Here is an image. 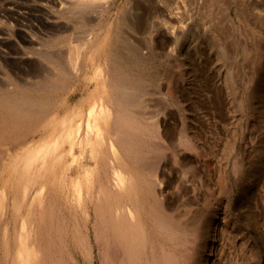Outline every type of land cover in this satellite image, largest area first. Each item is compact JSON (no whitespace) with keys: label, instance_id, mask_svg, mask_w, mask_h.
Segmentation results:
<instances>
[{"label":"rangeland","instance_id":"obj_1","mask_svg":"<svg viewBox=\"0 0 264 264\" xmlns=\"http://www.w3.org/2000/svg\"><path fill=\"white\" fill-rule=\"evenodd\" d=\"M109 49L130 68L129 142L150 169L165 154L181 161H166L162 192L139 184L144 217L128 249L99 234L107 155L96 164L65 136L108 96ZM0 98L11 115L0 124V264H264V0H0Z\"/></svg>","mask_w":264,"mask_h":264},{"label":"bare ground","instance_id":"obj_2","mask_svg":"<svg viewBox=\"0 0 264 264\" xmlns=\"http://www.w3.org/2000/svg\"><path fill=\"white\" fill-rule=\"evenodd\" d=\"M167 25H169V24H167ZM82 47H83V45H82ZM109 52H110V55H108V56H111V58L109 59V57H108V59L111 62L110 63L111 68L106 73L105 77L103 76L105 79V81H104L105 84H108V88H107L108 96L106 97V95H105L104 97H101L100 104H98L97 101H93L90 103V105L88 106V110H87V119L85 122V128L84 129H80L79 123H78V125L76 126V129H74L73 135H70V133H72V128L69 127L67 129V132L65 133V136L66 137L71 136L67 141L69 142L71 147L77 145L80 149L79 151L81 154L86 150V146L89 144L90 145L89 154L91 153L92 157L95 159L96 164L100 163V161H101L100 157L101 156H105V154L107 155V159L109 160L110 166H111V168H110L111 174H110V177H108L106 179V183H104L106 185L99 184L97 186L96 194H95V198H94L96 200L95 204L97 203V206H98V210L95 211L97 217H99L98 220H99V222H104L103 225L101 226V230L99 231V234L102 235L103 237L104 236L108 237L107 236L108 234H112V235L118 234V233L121 234L123 238L120 241L122 244H124V246H125L124 249H128V242L131 240L134 241L136 238H138V235L136 234V231H137L136 229H139V227L141 226V222H143V217H144V214L142 211L143 200H140V198L143 197L141 195L142 192H141V194L139 193L141 195L139 197L137 195L138 192L135 195H133L136 192V190L139 189V184L147 183L146 181H148V183L152 184L153 186L159 187L158 188L159 191L162 192L161 189H163L162 187L165 185V179H167V178L164 179V177L166 176V175H164L165 174L164 168L166 166V161L170 162V166H169L170 170L176 169V165L178 163H181V161L176 160V159L172 160L170 155L165 154L162 158L158 159L156 162V165H154V167L151 166V169H150L146 166V163L148 164L149 162H147L146 159L141 157L142 156L140 154L141 152L138 150L137 146L135 145L136 143L134 144V147H133V143L131 144L129 142V138L127 137L128 132L126 131L125 127L129 123L128 119L130 118V115L135 113V112L133 113V111L136 110L133 108L134 107L133 104L137 101H136V99H134V97L132 98L131 96H127L125 94V92H123V90L126 88H125V84L123 83L122 79H124V81H125V79H126L125 76L131 75L129 72L130 68L128 71L127 66H129V65L126 66V62L124 64H122V66L119 67V63L121 64V61H120L121 58L119 59V55H116V52H114L113 49H111ZM59 56L58 57L55 56L54 58H52L51 56H48V57L45 56V57L48 58V60H51L53 62L55 61L56 63H58V62H60ZM128 58H129V56H128ZM125 59H126V57H125ZM35 60H37L35 62H37V64L39 63V65L44 63L43 58H36ZM127 61L129 62L130 60H127ZM135 61H137V60H135ZM138 62L139 61H137V63ZM134 65H136V64H134ZM131 67H133V66L131 65ZM98 68L99 67H96V69H98ZM37 69H39V67ZM49 70H50V68H49ZM49 70H48V72H49ZM142 70H144V69H142ZM142 70L140 71L139 74H141ZM41 71H42V69H41ZM46 73H47V71H46ZM98 73H99V75L101 74L100 69H98ZM38 74H40V73H38ZM134 76H136V75L134 74ZM134 76H132V77H134ZM146 76H147V74H146ZM99 78H100V76H99ZM127 83H129V82H127ZM40 85H39V87H40ZM44 86L46 88V86H48V85H44ZM47 88H49V87H47ZM95 89H97V88H95ZM99 89L101 90V88H99ZM100 90H99V92H100ZM0 100H2V103H3V99L0 98ZM19 101H20V98H19ZM24 102L28 103V104L20 103V105H19V112L20 113L19 114H22L23 118H25V120H26V118L28 116V112H30V110H31L30 107L32 106L31 104H33V101L24 100ZM136 115H137V112H136ZM138 115H140V114H138ZM10 116H8L7 112L0 111V124L3 123L1 127L4 126L6 120L10 121ZM21 120L24 121V119H21ZM132 123H134V122H132ZM135 124H136V122H135ZM155 124H157V123H155ZM154 126L156 127L154 132L156 131L157 133H159L160 130L157 128V125H154ZM150 127H151V125H150ZM152 127H153V125H152ZM130 128H132V127H130ZM145 128L147 129V126ZM149 128L147 130H150V132H151L152 130H151V128L150 129ZM141 134H144V133H141ZM153 134H156V133H153ZM160 134H161V132H160ZM182 134H184V133H182ZM136 137H138V136H136ZM136 141H138V140H136ZM141 141H142V137H141ZM30 144H32V143H30ZM139 145H141V144L139 143ZM35 146L38 147L39 152L41 150H43L44 152H47L48 146H40L39 144H36ZM151 146H153V145H151ZM135 168L140 170V172L136 171ZM145 169L148 170L147 173H151V175L145 177L142 173V170H145ZM241 175H242V173H239V174H238V172L235 173L236 182H241V180L238 179L239 177L241 178ZM142 176H143V179H142ZM183 185H185V183H183ZM74 186H75L74 191L77 190L76 199H77V202L79 203L78 198L81 196L80 192H82V186L78 180ZM45 193H46L45 186H39V188H37V190L35 192H33L32 198L34 199V198L40 197V198L44 199ZM4 195H5V192L3 190H0V203H2V201L4 200ZM111 197H112V199H111ZM84 207H85V205H84ZM166 207L167 206L165 205L162 208H164L166 210ZM87 209L88 208H85V214L86 215H88ZM157 218H156L155 222L157 221ZM161 221H162V219H161ZM161 221H159V222H161ZM212 223H214L213 220H211V224ZM211 231L215 232L216 228L212 226ZM97 233H96V235H97ZM80 234H81V231H80ZM121 235H120V237H121ZM80 237H82V239H79ZM109 237H110V235H109ZM76 238H78L77 239L78 242H79V240H82V242L80 241L79 244L82 243L81 245L83 247H85L87 249H89V247L91 248L90 240H89L87 234L82 235V236L79 235V237H76ZM95 239H97V238H95ZM115 249H117V248H115ZM89 250H91V249H89ZM132 250H134V249L129 248V251L133 253ZM129 251H127V252H129ZM90 253L91 252H89L88 255ZM134 253H135V250H134ZM84 255H86V253ZM88 255H87V257H88ZM206 256H205V258L201 259V264H207L208 263V257H206ZM117 260H118V258H117ZM109 263L111 264V261Z\"/></svg>","mask_w":264,"mask_h":264}]
</instances>
